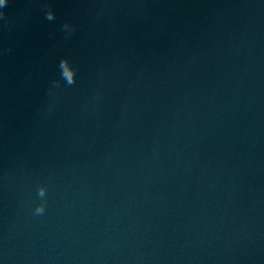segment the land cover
Returning a JSON list of instances; mask_svg holds the SVG:
<instances>
[{
	"label": "water",
	"instance_id": "1",
	"mask_svg": "<svg viewBox=\"0 0 264 264\" xmlns=\"http://www.w3.org/2000/svg\"><path fill=\"white\" fill-rule=\"evenodd\" d=\"M0 264H264V0L0 4Z\"/></svg>",
	"mask_w": 264,
	"mask_h": 264
},
{
	"label": "clouds",
	"instance_id": "2",
	"mask_svg": "<svg viewBox=\"0 0 264 264\" xmlns=\"http://www.w3.org/2000/svg\"><path fill=\"white\" fill-rule=\"evenodd\" d=\"M5 2V0H0V4H3Z\"/></svg>",
	"mask_w": 264,
	"mask_h": 264
}]
</instances>
